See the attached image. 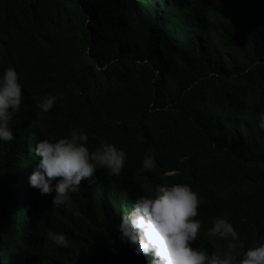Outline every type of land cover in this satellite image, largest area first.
Wrapping results in <instances>:
<instances>
[{"label": "clouds", "instance_id": "1", "mask_svg": "<svg viewBox=\"0 0 264 264\" xmlns=\"http://www.w3.org/2000/svg\"><path fill=\"white\" fill-rule=\"evenodd\" d=\"M15 1L11 12L10 0L0 6V143L6 146L5 165L0 168V178L5 179L3 245L9 242L6 223L8 224L9 216L7 192L11 158L7 144L12 142L14 144L11 215L12 220L18 221L17 124L20 118H24L27 124L32 126L33 134L36 136L31 145L26 144L23 137L21 142L23 244H27L28 233L26 193L28 174V184L33 187L30 264H79L73 261L77 258H82L88 264V259L95 258V253H89L92 249L88 246L87 240L92 235L106 231L108 227L107 219L99 217L97 199L80 196L89 195L91 192L95 193V197L105 201L108 215H113L116 239L124 242L123 248L126 249L127 255H130L132 250L135 264L137 254H143V264L147 262V254L152 257L151 264H264V244H261L264 242V218H244L240 224H232L224 217H212L207 213L209 210L207 203L202 201L195 189L192 190L188 186L192 185L204 192L228 183L245 186L243 179L232 178L222 170L226 154L224 149L217 143L200 142L198 137L209 136L189 122L185 120L177 122L172 117L174 132L184 131L189 137L184 145L186 153L176 160L163 161L153 171L152 196H147L148 171L155 167V154L152 151L164 144L166 133L170 131L168 116L171 114L165 107L149 105L139 108L134 113L133 124L127 127L119 126L117 119L125 117L126 102L109 96L108 93L114 86L103 88L114 74H118L113 67L121 66L124 62L119 53L123 10L118 11L117 18L114 16V0H77L76 10L74 0H68L67 5L65 0H45L44 6L39 5L40 0ZM152 1L156 9L166 7L172 16L190 17L193 20L191 24L177 21L174 17L173 20L178 30L194 31L191 39L195 36L203 39V32L197 34L203 27L209 29L211 37L210 43L192 48L191 57L196 59L198 68L184 61L186 48H183L180 50L179 62L173 57L160 60L158 71L163 69L167 76L180 68L195 73L196 78L188 83L187 89L202 99L210 98L219 104L224 113H229L232 128L236 133L251 137L253 132L264 129V111L259 113L252 107L244 108L243 101L235 100L220 89L223 78L233 76L234 71H248L244 67L246 62H251V70L264 71V60H261L264 51H260L264 50V37L248 56L242 55L238 61L230 64L228 60L222 59L208 48H215L221 44H239L245 39V32L229 29L215 1L206 6L204 0ZM241 2L242 16L250 21L253 26L251 34L254 35L261 26L264 27V0H254L253 6L248 0ZM107 4H110L111 10ZM68 7L75 14V19L61 25L64 29L54 35L55 40L51 42L50 50L42 52L45 57L40 73L29 93L25 95L20 72L15 65L7 63L2 57L11 45L14 35L26 41L35 54L37 40L43 39L38 44L45 46L47 32L54 28L61 18L69 16L66 13ZM252 9H255V12ZM10 16L15 20L12 23L14 31L11 34ZM93 16L96 18L95 52L92 50ZM101 45H104L105 49H101ZM103 55L107 58H103ZM157 87L159 85L154 89ZM102 91H105V94H102ZM62 93L66 95L61 97ZM235 104H238V108ZM37 108L40 112V123L36 122ZM92 111L100 113L94 117L95 119L104 114L108 117V122H101L92 129L88 124L91 118L89 113ZM76 123L77 130L84 127L85 130L79 132L75 130ZM140 130H147L150 134L138 145L136 152L131 153L125 164L126 153L119 147L130 135ZM24 131L23 124V134ZM67 131L70 133L64 135ZM198 166L203 169L199 176L195 171ZM157 172L166 179L171 178V175H174L175 179L184 178L188 185L176 183L156 186ZM94 177L103 180L113 177L118 182L125 183L126 196L110 194L101 185L93 190H80V184H90ZM131 182L133 191L129 210ZM170 182L163 180L162 184ZM140 186L142 195L138 196ZM36 189L39 193L38 210ZM121 197L124 201V213L120 216ZM200 210L203 212L201 215ZM89 214H92V217ZM50 219L65 230V235L49 232L46 244L43 242L37 246V233L44 239L43 233ZM198 231L206 244L203 242V245L193 247ZM11 240L14 246H18L15 227H12ZM71 243L76 251L82 249L83 253H70ZM213 251L216 254H213Z\"/></svg>", "mask_w": 264, "mask_h": 264}, {"label": "trees", "instance_id": "2", "mask_svg": "<svg viewBox=\"0 0 264 264\" xmlns=\"http://www.w3.org/2000/svg\"><path fill=\"white\" fill-rule=\"evenodd\" d=\"M5 1L9 0H0V6L4 5ZM212 1L216 2L223 21L226 22L231 31L245 32V39L239 44H221L215 48H208L221 56L222 59L228 60L230 64H233L238 61L240 56H248V53L259 43L264 37V27L261 26L254 35L251 34L253 26L246 17L242 16L243 3L241 0H204V6L211 5ZM220 2H223L221 6ZM248 2L251 6L254 5V0H248ZM65 3L67 5L68 0H65ZM74 3L76 10L77 0H74ZM14 4H16V1L10 0V12ZM39 5L44 6L45 0H40ZM58 5L60 6L61 3L59 2ZM107 6L111 10L110 4H107ZM119 10H123V27L119 53L124 62L121 66L113 67V70L118 72V74H114L111 81L104 84L103 87L105 89L114 86V89L108 93L109 96L126 102L124 106L126 109L125 117L118 118L117 122L120 124L119 126H130L135 122L134 113L139 108L149 107V105L165 107L171 114V116H168L170 131L166 133L164 144L152 151L155 154V167L148 171L147 196H152L151 181L154 178L152 175L153 171L163 161L176 160L185 156L186 153L184 145L188 142L189 137L184 131L174 132V127L172 126L174 123L172 122L173 117L177 122L184 120L189 122L199 131L209 136V138L198 137L197 139L200 142H213L220 145L226 153L222 170L226 171L232 178L243 179L245 186L237 183H228L222 184L217 188H211L209 192H204L186 184L187 182L184 178L175 179L174 175H171V178L166 179L159 172H157L156 186L176 183L186 184L192 190L195 189V192L207 205L208 201L212 204L215 201L217 208L214 216L224 217L232 224H240L244 218H264V129H258L253 132L251 137H244L236 133L232 128V119L229 113H224L219 104H216L210 98L202 99L187 89L188 83L193 82V79L196 78L195 73L192 74L189 69L180 68L167 76L163 69L158 71L160 69V60H167L173 57L179 62L181 60L180 50L183 48H186L184 61L188 65L198 68L196 59L191 57V51L193 47H201L211 42L209 29L203 27L197 31L198 35L202 32L204 33L203 39L200 36H195L191 39L194 31L178 30L173 19L175 18L177 21L188 24L193 23V20L183 15L172 16V13L166 7L156 9L152 0H114V16L116 18ZM252 11L255 12V9H252ZM66 13L69 16L61 18L56 26L47 32L45 46L38 44L43 39L37 40L35 54L26 41H23L17 35L12 37L11 45L2 59L9 64L15 65L20 72V80L24 85L25 95L29 93L32 84L40 73V67L45 57L42 52L50 50V44L55 40L54 35L64 29L61 25L68 24L75 19V14L71 12L69 7L66 8ZM95 20L96 18L93 16V52L97 49ZM13 22L15 20H12L10 16V34L14 31ZM197 25H194L195 28ZM86 28L87 14L85 12V38ZM101 49H105V46L101 45ZM102 57L107 58L106 55ZM261 60H264V57ZM244 67L248 70L247 72L234 71L232 73L233 76L223 78L220 83V89L235 100L243 101L244 108L252 107L261 113L264 111V71L259 69L251 70V62H246ZM158 85L159 87L154 89ZM102 94H105V91H102ZM65 95L66 93H62L61 97ZM225 106L228 107L227 105ZM235 107L238 108V104H235ZM89 115H91L89 122L94 128L103 121V117L94 118L100 115L96 111H92ZM102 116L108 121V117L104 114ZM22 120V128L23 124L25 125L23 140L26 144L31 145L36 136L33 134L32 126L30 125L31 130L28 132V124L24 118ZM149 134L147 130H140L123 141L119 149L124 150L126 153L125 164L131 153L136 152L138 145L148 138ZM5 147L3 154L0 153V168L5 165ZM195 171L196 175L199 176L203 169L198 166ZM112 179L113 177H108L106 182L101 184L103 189L115 196H126V184ZM163 180L171 182L162 184ZM216 190L219 193H216ZM31 203L28 204L27 210V244L21 242V209L18 208V221L12 220V202H10L8 203V224L6 223L9 231V242L3 245V209L0 210V264H30ZM37 206H39V203H36ZM104 206L105 204L100 205L99 211H104ZM202 213L200 210L199 214L201 215ZM105 216L108 220L113 219V215H108L107 211ZM55 224L56 222L52 219L47 221L43 233L44 239H41L37 233V246L43 242L46 244L49 230ZM114 226L111 228L113 233L110 230H106L90 236L87 240L88 246L93 251L98 250L95 258L91 259V263L135 264L133 255L131 253L127 255L126 249L123 248L124 242L119 238L116 239ZM12 227L17 229V233L20 232V234H17L18 246L12 244ZM261 244H264V242L262 241ZM27 259L28 262H26Z\"/></svg>", "mask_w": 264, "mask_h": 264}, {"label": "bare ground", "instance_id": "3", "mask_svg": "<svg viewBox=\"0 0 264 264\" xmlns=\"http://www.w3.org/2000/svg\"><path fill=\"white\" fill-rule=\"evenodd\" d=\"M220 6L222 5L223 2H220ZM39 104V103H38ZM103 117V121L102 122H108L106 120V118L104 116H101ZM36 122L37 123H40L41 122V119H40V112H39V108H37V119H36ZM22 123H23V120L22 118H20L18 124H17V138H18V148H19V152H18V161H17V207L19 209L22 208V203H21V190H22V187H23V177L21 175V169H22V153H21V142H22V137H23V132H22ZM78 124V123H77ZM77 124L75 125L74 129L77 130L76 126ZM83 124L85 125L86 124V118L84 117V122ZM88 124H90V122L88 121ZM92 126V124H90ZM92 129H94V127L92 126ZM91 129V130H92ZM30 125H28L27 127V131L30 132ZM82 130H85V127L82 129ZM81 129L78 130L79 131H82ZM70 132L67 131L65 132L64 135H67L69 134ZM59 139V138H58ZM7 148H8V151H9V156H10V175H9V184H8V192H7V195H8V203L12 202V197H13V186H14V183H13V178H12V167H13V163H12V155H13V152H14V144L13 142L10 143V144H7ZM4 152V144L3 143H0V153L3 154ZM29 177V174L27 175ZM28 177H27V180H26V193H27V204H30V202H32V188L33 187H30L29 184H28ZM112 180H117L116 178H113ZM106 182V180H103V179H98L96 177H94L92 183H85V184H80V190H93L95 188H97L98 186H100L101 184H104ZM4 185H5V179L3 177L0 178V210L3 209V200H4V193H5V189H4ZM131 185V199H130V207H129V210L131 208V204H132V191H133V183L131 182L130 183ZM216 193H219V191L216 190ZM36 203H39V193H38V190L36 189ZM142 195V187L140 186L139 187V190H138V196H141ZM82 198L84 197H87V198H96L97 199V205L98 207H100V205L102 204H105V210L104 211H99V217H105L107 219V217L105 216V212L107 211L106 210V203L104 200L100 199V198H97L95 197V193L94 192H91L89 195H84V194H81L80 195ZM222 199L226 200L224 197H221ZM120 216L122 213H124V201H123V197H121V200H120ZM38 207L37 206V210H38ZM208 215L210 216H214L215 215V212H216V208H217V205H216V202L214 201V203L212 204L211 202L208 201ZM90 217H92V214H89ZM99 223H101V221H99ZM114 226V222H113V219H107V230H110V232L113 233L112 231V227ZM115 231V230H114ZM49 232L51 233H62L65 235V230L63 228H61L57 223L55 225H53ZM104 232V231H103ZM1 234V233H0ZM17 234H20V232H18ZM115 235H116V232H115ZM118 235H119V232H118ZM197 239L196 241H194L193 243V247H197L199 245H203V241L201 239V235L198 231V234H197ZM49 238V237H48ZM89 242V241H88ZM53 244V243H52ZM54 245V244H53ZM98 251V250H97ZM97 251H93V250H89V253H97ZM69 252L72 253V254H82L83 251L82 249H78L76 251V249H74V246H73V243H71L69 245ZM131 254H132V250H131ZM213 254H216L215 251H213ZM151 260H152V257L150 254H147V262L146 264H151ZM79 264H87L85 262V260H83L82 258H77L75 260H73ZM71 261V262H73ZM89 262L91 263V259H88V264ZM137 264H143V254H137Z\"/></svg>", "mask_w": 264, "mask_h": 264}, {"label": "water", "instance_id": "4", "mask_svg": "<svg viewBox=\"0 0 264 264\" xmlns=\"http://www.w3.org/2000/svg\"><path fill=\"white\" fill-rule=\"evenodd\" d=\"M40 201H41V199H40ZM203 242H204V244H206L205 239H203Z\"/></svg>", "mask_w": 264, "mask_h": 264}]
</instances>
